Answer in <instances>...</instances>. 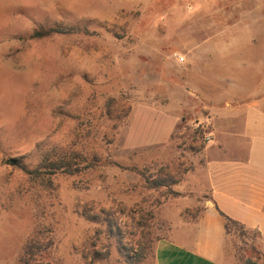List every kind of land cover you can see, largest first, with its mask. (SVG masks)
Masks as SVG:
<instances>
[{
	"label": "rangeland",
	"instance_id": "374dc122",
	"mask_svg": "<svg viewBox=\"0 0 264 264\" xmlns=\"http://www.w3.org/2000/svg\"><path fill=\"white\" fill-rule=\"evenodd\" d=\"M208 7L207 0H0V264H15L35 222L55 229L52 264H155L141 258L146 237L169 236L180 200L200 201L186 211L197 213L204 195L192 191L191 177L204 173L208 124L178 72L183 48L200 37L197 20L229 27ZM57 24L95 34L31 38L35 27ZM255 25L264 29V19ZM47 144L75 145L95 167L57 174L47 190L6 163L29 166ZM166 175L178 183L154 187ZM251 243L232 231L226 248L250 255Z\"/></svg>",
	"mask_w": 264,
	"mask_h": 264
},
{
	"label": "crops",
	"instance_id": "0c3cea01",
	"mask_svg": "<svg viewBox=\"0 0 264 264\" xmlns=\"http://www.w3.org/2000/svg\"><path fill=\"white\" fill-rule=\"evenodd\" d=\"M207 1L211 16L229 19V27L226 20H197L200 40L183 48L178 72L211 134L204 173L191 177L204 201L193 216L186 211L200 201L177 202L169 236L156 243L155 264H237L218 209L258 231L264 255V29L255 25L264 19V0Z\"/></svg>",
	"mask_w": 264,
	"mask_h": 264
},
{
	"label": "trees",
	"instance_id": "16d2710c",
	"mask_svg": "<svg viewBox=\"0 0 264 264\" xmlns=\"http://www.w3.org/2000/svg\"><path fill=\"white\" fill-rule=\"evenodd\" d=\"M78 33L86 35L95 34V32H91L83 26H66L63 24H57L47 27H35L31 34V38L43 39L54 35H72ZM73 144L76 143L74 142ZM34 157V163L29 166L24 164L21 160L16 159H8L6 160V163L21 171L34 186H39L47 190H53L54 186L52 178L57 174L75 175L80 174L89 168L95 167V157H91L90 159L86 155V152L78 149L75 145H70L68 147H59L58 145L49 144L39 146L34 153ZM178 181L179 178L174 180L168 175L160 176L155 180L154 187H170L178 183ZM218 212L225 218L224 228L226 234H230L233 231L239 239L251 238L252 248L250 255H244L239 247L235 248L234 254L237 264H261V262L253 257L254 255H258L260 258H264V255H262L260 248L257 245L258 242H256L259 236L258 231L246 228L242 223L228 217L219 209ZM109 229L111 230V228ZM118 235L119 233L117 234L116 239L120 241L121 237ZM160 239L162 238H157L154 242L152 237H146L141 248V258L150 256L152 262L155 263V246ZM57 244L58 240L55 229L51 226L43 225L41 222H35L30 229L29 234L21 244L15 264H52L53 254H55ZM91 255L94 261L98 259V252L93 251ZM139 258L140 256H138L136 260ZM132 260H135V258Z\"/></svg>",
	"mask_w": 264,
	"mask_h": 264
},
{
	"label": "built area",
	"instance_id": "2783aa9c",
	"mask_svg": "<svg viewBox=\"0 0 264 264\" xmlns=\"http://www.w3.org/2000/svg\"><path fill=\"white\" fill-rule=\"evenodd\" d=\"M180 60L182 61V58H180ZM200 124H197V127H199ZM205 139L210 141L211 140V134H209V132L205 133Z\"/></svg>",
	"mask_w": 264,
	"mask_h": 264
}]
</instances>
